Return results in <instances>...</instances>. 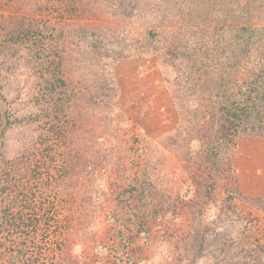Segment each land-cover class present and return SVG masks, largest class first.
<instances>
[{
	"label": "rangeland",
	"instance_id": "1",
	"mask_svg": "<svg viewBox=\"0 0 264 264\" xmlns=\"http://www.w3.org/2000/svg\"><path fill=\"white\" fill-rule=\"evenodd\" d=\"M239 22L264 0H0V264H264V138L220 172L181 91Z\"/></svg>",
	"mask_w": 264,
	"mask_h": 264
},
{
	"label": "trees",
	"instance_id": "2",
	"mask_svg": "<svg viewBox=\"0 0 264 264\" xmlns=\"http://www.w3.org/2000/svg\"><path fill=\"white\" fill-rule=\"evenodd\" d=\"M228 31L229 49L224 66L215 64L219 67L215 70L200 62L202 66H193L185 72V82L181 85V91L201 97L196 100L198 106L203 101L210 103L204 113L212 124L216 141L212 148L216 152L209 160L212 158V164H217L220 172L225 165L220 153L227 154L237 137L264 138V27L239 22L230 25ZM149 35L152 38L155 33L149 29L144 39ZM24 37H29L28 31ZM188 81L192 83L190 86ZM197 85L202 89L197 91ZM7 121L10 124L8 118ZM221 138L226 143H221Z\"/></svg>",
	"mask_w": 264,
	"mask_h": 264
}]
</instances>
